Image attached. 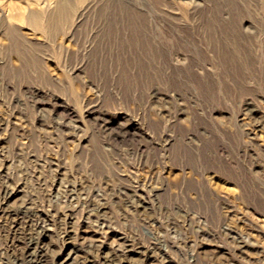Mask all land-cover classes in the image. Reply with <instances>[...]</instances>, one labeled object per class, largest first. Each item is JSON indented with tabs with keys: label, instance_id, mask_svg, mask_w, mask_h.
<instances>
[{
	"label": "rangeland",
	"instance_id": "rangeland-1",
	"mask_svg": "<svg viewBox=\"0 0 264 264\" xmlns=\"http://www.w3.org/2000/svg\"><path fill=\"white\" fill-rule=\"evenodd\" d=\"M34 211L43 264H264V0H0V264Z\"/></svg>",
	"mask_w": 264,
	"mask_h": 264
},
{
	"label": "bare ground",
	"instance_id": "bare-ground-1",
	"mask_svg": "<svg viewBox=\"0 0 264 264\" xmlns=\"http://www.w3.org/2000/svg\"><path fill=\"white\" fill-rule=\"evenodd\" d=\"M30 21L37 23L36 22L37 19L35 18V16H32V15L30 16ZM17 190L18 189L10 188V190L6 192V197L10 198V197L16 195L17 194ZM131 197L138 198L140 196L137 195V191H131ZM138 207L145 210L147 208V205L145 206L144 202H140V203H138ZM32 214H34V217L36 219V224L38 225L40 230H39V233H35L32 237L28 238L29 241H28V244H27V248H28L29 251L27 252V254L25 253L26 256H25V258H24L22 263L23 264H43L44 262L42 261V256H41L42 252L41 251L39 252V249H41V247H39V246H40V244H42V241H40V239H41V237L42 238H47L49 236V230L47 228V225L45 224V222H46L44 220L45 216H44V218L41 217V215H39L38 211H34ZM10 215H13V214L10 213ZM8 216H9V214H8ZM85 216H86L85 219L92 220L93 222L98 224L97 229H96L97 236L102 234V233L103 234L112 233L110 230H107V229H105V227H103V225L106 223L105 222L106 220L104 219L105 216L100 214L98 211H97V213L95 212L94 214H90V215L89 214H85ZM56 220H58V219H56ZM108 235H111V234H108ZM86 237H88V236H86ZM82 239H83V242H84V240H87V238H84V236L82 237ZM90 239H91V237H90ZM237 241H238L239 248H240L242 243H241L240 240H237ZM94 242H97V243L100 242V243L99 244H96V243L94 244ZM162 242L160 244L156 243V242H152L148 246H146L144 249H140V248H137V247L136 248L133 247L129 243V241L125 240L124 238H119L118 237L117 240L114 239L112 241V243L108 244V246L111 248V250L116 252L114 254V256H112V254L109 253L108 251L106 253H102L101 254L102 255V261L99 264H169L168 260L166 259L167 256L163 257L162 254L160 255L161 251L166 252V251L163 250L166 247L163 246ZM86 243H87V241H86ZM103 244H104V242L100 241V237L99 238H97V237L95 238L94 237V239L90 240V243L88 244L87 248L94 249V250L97 248V250H98V248L102 247ZM184 244L186 245V243H184ZM82 247H83V245L81 246V248ZM36 253H40V256H37ZM95 253L97 255H99L98 252L95 251ZM74 254H75V252L72 249V251H69L66 254L65 257L61 258L60 261H57L55 264H73L75 262V260H76V256ZM135 255L137 257H134ZM190 256H193V258H194V253H191ZM95 262H98V261H95ZM81 264H87V262H85V260L82 259ZM91 264H93V262H91ZM191 264H195V263L191 262Z\"/></svg>",
	"mask_w": 264,
	"mask_h": 264
}]
</instances>
